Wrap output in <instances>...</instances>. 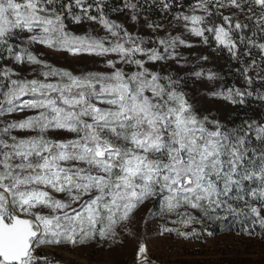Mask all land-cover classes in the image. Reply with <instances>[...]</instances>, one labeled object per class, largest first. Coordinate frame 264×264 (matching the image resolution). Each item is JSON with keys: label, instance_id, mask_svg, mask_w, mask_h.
I'll use <instances>...</instances> for the list:
<instances>
[{"label": "snow or ice", "instance_id": "1", "mask_svg": "<svg viewBox=\"0 0 264 264\" xmlns=\"http://www.w3.org/2000/svg\"><path fill=\"white\" fill-rule=\"evenodd\" d=\"M145 207L165 240L232 217L264 244V0H0V264L121 243Z\"/></svg>", "mask_w": 264, "mask_h": 264}, {"label": "rangeland", "instance_id": "2", "mask_svg": "<svg viewBox=\"0 0 264 264\" xmlns=\"http://www.w3.org/2000/svg\"><path fill=\"white\" fill-rule=\"evenodd\" d=\"M188 1V4L180 2L185 9L189 4L194 3V0ZM152 19L159 20L160 16L152 14ZM92 27L98 26L92 25ZM83 29L88 30L89 25L85 24ZM185 54H188L187 51ZM48 59L59 65L72 67L74 70L93 67L91 61L87 64L83 62L76 64L70 58L58 54H50ZM213 61L223 74L224 62L221 56H213ZM232 82L233 80L229 84ZM130 227L132 234L122 233L121 243L93 242L87 247L65 252L60 259L66 261V264H83L85 261L88 264H134L136 245L143 239L158 264H264V251H262L264 244L248 241L247 238L242 241L234 234L209 237L206 244L195 238L182 244L174 240L162 239L157 236V221L148 215L147 207L141 210ZM246 244L249 245L247 249L244 247Z\"/></svg>", "mask_w": 264, "mask_h": 264}, {"label": "trees", "instance_id": "3", "mask_svg": "<svg viewBox=\"0 0 264 264\" xmlns=\"http://www.w3.org/2000/svg\"><path fill=\"white\" fill-rule=\"evenodd\" d=\"M182 2L184 4H188V0H179V3ZM113 3H116V0H113ZM224 62V70H223V75H225L226 80L225 83L229 84L233 80L232 74L228 73L227 67H228V62H227V55L224 54L221 56ZM227 115V114H226ZM250 223V221H249ZM241 221L238 219H234L232 217H229L226 220L222 221H213L209 222L207 224V231H211L214 235L213 236H219L221 234H234L240 230L241 228ZM257 230L259 231V228L257 226Z\"/></svg>", "mask_w": 264, "mask_h": 264}]
</instances>
